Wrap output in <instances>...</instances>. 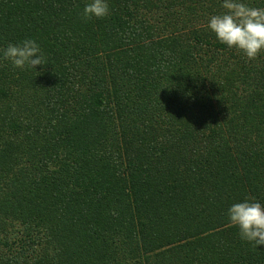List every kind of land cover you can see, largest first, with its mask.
Here are the masks:
<instances>
[{
    "label": "trees",
    "instance_id": "1",
    "mask_svg": "<svg viewBox=\"0 0 264 264\" xmlns=\"http://www.w3.org/2000/svg\"><path fill=\"white\" fill-rule=\"evenodd\" d=\"M90 2L0 0V49L47 61L0 58V264H264L227 215L264 205V54L222 0Z\"/></svg>",
    "mask_w": 264,
    "mask_h": 264
},
{
    "label": "clouds",
    "instance_id": "2",
    "mask_svg": "<svg viewBox=\"0 0 264 264\" xmlns=\"http://www.w3.org/2000/svg\"><path fill=\"white\" fill-rule=\"evenodd\" d=\"M223 12L210 17L208 28L218 41L230 49L242 52L249 61L264 54V8L249 6L244 0H222ZM110 15L107 0H91L84 8L85 21L104 19ZM3 60L14 68L36 69L47 61L38 43L25 39L0 49ZM230 225L239 229L242 240L254 248L264 245V205L253 197L233 204L228 210Z\"/></svg>",
    "mask_w": 264,
    "mask_h": 264
}]
</instances>
